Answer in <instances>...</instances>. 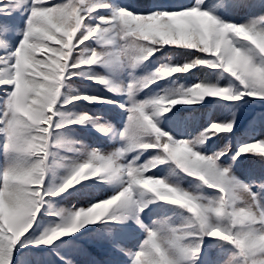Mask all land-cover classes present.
Segmentation results:
<instances>
[{"label": "snow or ice", "instance_id": "snow-or-ice-1", "mask_svg": "<svg viewBox=\"0 0 264 264\" xmlns=\"http://www.w3.org/2000/svg\"><path fill=\"white\" fill-rule=\"evenodd\" d=\"M0 13V264H264V111L232 143L236 102L264 100V3L0 0ZM206 100L230 115L193 130L176 106ZM88 105L111 107L74 111ZM77 127L102 146L71 139ZM65 193L83 203L46 208Z\"/></svg>", "mask_w": 264, "mask_h": 264}, {"label": "trees", "instance_id": "trees-1", "mask_svg": "<svg viewBox=\"0 0 264 264\" xmlns=\"http://www.w3.org/2000/svg\"><path fill=\"white\" fill-rule=\"evenodd\" d=\"M259 2L264 3V0H259ZM234 22L240 23L242 22L241 19L236 18L234 20ZM160 53H157V56H160ZM161 62H164L163 60H161ZM172 62L173 63H183L184 59L182 57L176 56L172 58ZM193 72L195 73V76L198 77L201 80L204 79H214L211 76H207V72L208 70H205L203 72L198 71L196 69H193ZM180 75V74H177ZM186 75V74H185ZM189 82H194V78H190L189 80H181L178 81L177 83H184L187 84ZM85 83V82H84ZM88 82H86L85 84H87ZM220 83H225V81H220ZM160 84L162 86H164L165 82L164 81H160ZM155 86V85H153ZM74 87L77 88L79 91L81 92H86L87 94H90V92L93 90L95 93H101V89H99V91H97L98 86H95L93 88H83L80 84V81L77 80V82L74 84ZM247 99V98H245ZM238 105H242V107L238 108L235 111V117H236V124L237 127L233 128V132L236 133V136L232 137V143L235 144L237 137H239L240 139H244V133L245 130L247 128L248 125V119H249V115L252 112H257V111H264V100H249V102L247 104H245L243 101H239L236 102ZM177 108H181L184 109V114L186 116H190L191 120L189 121V127L193 130H199L201 127H207V123L210 122L213 119L216 120H222L224 119L226 116H229L230 113L228 111V108L231 107V105L228 104V102H224V101H209L206 100L201 104H197V105H191V106H184V105H177ZM69 108H71V106H69ZM110 108H106V109H97V108H92L91 106H86L84 109H74V111H87V110H91V112L94 113H98L100 114L101 112L104 111H108ZM175 109H173L174 111ZM231 135V134H230ZM70 138L73 140H83L86 143H91L93 146L94 144H98L100 145V143L98 142L99 139L93 136H90L86 133L85 129L79 128L77 127L76 130L72 133H70ZM215 139V137L213 138ZM96 147V146H94ZM72 155V153L65 151V149H60L57 153V157H56V163L57 164H62L64 163V158L65 157H70ZM254 159V158H253ZM250 162H247L246 164H248ZM64 172V169L62 167H57L54 170V173L49 174L48 177V182L49 183H54L56 182V180L59 178V176H61ZM80 195H72V196H68V195H64V198L58 197V198H54L52 200L49 201V205H46V208H48L49 211H55L59 208H69L71 207L73 204L77 205L76 202V197H78ZM78 207V205H77ZM44 209H42V216L44 215ZM40 218H38L39 220ZM54 218H48L46 216H44V223L46 224L48 221L53 220ZM39 229L37 230V232L35 234H39ZM59 243V242H57ZM79 264V262H78Z\"/></svg>", "mask_w": 264, "mask_h": 264}, {"label": "rangeland", "instance_id": "rangeland-1", "mask_svg": "<svg viewBox=\"0 0 264 264\" xmlns=\"http://www.w3.org/2000/svg\"><path fill=\"white\" fill-rule=\"evenodd\" d=\"M135 2H142V0H135ZM19 39V37L17 36V40ZM136 75H143L144 73L142 71H140V69H137L136 72H135ZM153 88H155V86H152ZM90 94H103V91H101V93H95L93 90L90 92ZM141 98H143V93H141ZM88 106H91L92 108H97V109H101L103 110L104 108H107V107H111V106H107V107H104V106H92V105H88ZM98 114V113H96ZM113 122H115V120L113 119ZM94 135H98L95 131H94ZM91 144V143H90ZM92 145V144H91ZM93 146V145H92ZM94 146L96 147H100L102 146L101 144L98 145V144H94ZM93 146V147H94ZM247 162H250V161H245V164L244 165H240V166H237L235 168V171H236V174L241 178L243 179V172H244V167L247 165L246 163ZM83 200L84 198L82 196H78L76 197V202L78 201V204L80 205L81 203H83ZM97 211H100L99 209Z\"/></svg>", "mask_w": 264, "mask_h": 264}]
</instances>
